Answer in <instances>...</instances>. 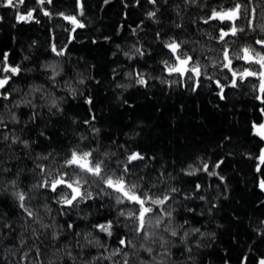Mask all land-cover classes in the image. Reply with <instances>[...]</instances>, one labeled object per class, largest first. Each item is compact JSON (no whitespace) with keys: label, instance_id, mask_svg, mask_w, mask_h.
I'll list each match as a JSON object with an SVG mask.
<instances>
[{"label":"trees","instance_id":"trees-1","mask_svg":"<svg viewBox=\"0 0 264 264\" xmlns=\"http://www.w3.org/2000/svg\"><path fill=\"white\" fill-rule=\"evenodd\" d=\"M82 2L84 15L79 16L76 0H53L51 5L43 6L53 13L49 18L39 11L36 0H25L20 11L37 8L38 24L17 23L15 10L0 8V16L3 17L0 21V59L7 52L9 63L19 64L24 69L10 85L11 89L20 90L13 92L12 99L18 101L35 96L34 102L40 104V94L30 90L34 86L41 87L49 99H57L62 109L60 112L53 109L52 114L47 107L37 109L41 115L36 125L29 124L24 128L31 110L22 107L16 110L21 124L9 127H14L22 138L37 141L33 145L32 156L55 150L63 158L70 148L79 146L88 150L99 147L101 153H116L115 157H110L113 168L117 161L124 160L125 149L154 157L146 161L148 168L142 170L141 164V168L134 169V172L150 178L145 187H151V182L156 183V187L152 188L156 195L164 189V185L156 181L158 173H170L165 177L168 188L181 190L175 194V200L170 201V208L176 209L174 223L188 220L189 224L185 227L199 228L205 233L203 237L199 233L190 236L187 246L192 248L191 253L186 252L185 245L176 240V246L171 249L172 264H242L245 256L248 257L246 264H257L258 259L264 257V191L258 187L259 181L264 179V165L261 166V173L255 171L258 163L255 157L264 147V142L251 132L254 121L259 123L264 120L259 111L264 105L255 99L257 93L252 87L258 81L252 79L238 88H226L225 100H220L216 95L218 89L204 77L196 91L192 90V81H186L183 86L161 83V80L171 81L173 77L167 75L161 64V60L169 59L170 54L156 38L159 32L164 40L175 37L186 41L184 48L189 54L196 49L195 55L201 64L207 65V74L227 83L224 79L230 76L227 70L211 65V60L221 59L223 45L214 39L209 40L205 33L213 37L218 33L214 24L204 25L201 18L221 4L230 7L232 0H199L198 4L187 7L184 0H169L167 5L158 0L159 23L147 18L146 13L154 10V6L144 3V0L139 5L136 0ZM61 12L77 15L85 27L70 33L73 26L58 15ZM174 23L183 27L177 29ZM258 23H264V19H259ZM260 37L257 32L250 33L247 40L231 38L233 42L228 47L238 49L245 43L254 44V39ZM53 44L57 50L63 49L64 55L53 53ZM254 46L259 49L258 45ZM137 47L145 52L143 57L135 54ZM125 53L134 58L129 59ZM234 64L239 68L243 62L234 61ZM46 65L54 66L60 72L55 80L50 79L54 73ZM136 71L145 74L147 86L136 84L135 76H128V73ZM80 80L84 83L81 84ZM88 98L92 99L91 105L85 103ZM5 103L0 101V110ZM92 115H95V120H91ZM85 120L91 123L85 124ZM93 128H98L99 133L93 132ZM41 130L49 139L39 136ZM81 135L88 139L81 141ZM0 157H11L14 170L17 167H33L32 160L20 147L16 152L4 148ZM219 160L224 163L219 169H213L212 166ZM201 161L207 162L209 170L217 171L224 180L203 172L188 176L181 171L187 170L189 165L202 166ZM34 179L30 173L22 174L21 187L27 190ZM132 179L134 182L136 176ZM197 183L202 185L199 193H195ZM92 190L96 191L95 188ZM185 195L192 198L184 199ZM200 195H204L206 200H200ZM43 202L44 198H40L33 200L32 205ZM47 202L58 225L69 220L78 225L76 231L82 234L93 231V237H97V233L91 225L116 218L114 202L107 196L95 202L89 201L91 207L81 204L78 214L69 217L59 216L57 205L50 199ZM188 209L194 211L189 212ZM39 210L48 222L49 214L42 208ZM17 211L9 192L0 186V213L12 214L11 222L22 225V217L15 214ZM85 215L87 220L80 219ZM116 231L118 236L122 230ZM117 236L109 240L105 234H98V238L107 242L110 249L117 246ZM76 239L65 233L63 240L73 255L79 251ZM81 243L84 241L81 240ZM12 252L8 247L0 249V254L8 256L11 264H18L19 253L13 256ZM54 252L51 247L43 250L41 260L44 264H48ZM96 254L97 249L89 247L82 259ZM59 255L64 257V253ZM141 255L147 258V254ZM189 256L191 259H188ZM80 259L77 264H80ZM65 264H70V261L65 260ZM103 264L109 262L104 261Z\"/></svg>","mask_w":264,"mask_h":264},{"label":"snow or ice","instance_id":"snow-or-ice-1","mask_svg":"<svg viewBox=\"0 0 264 264\" xmlns=\"http://www.w3.org/2000/svg\"><path fill=\"white\" fill-rule=\"evenodd\" d=\"M107 2L108 0H105V3ZM162 2L167 5L169 0H162ZM36 3L40 6L39 11L43 16L52 17L53 13L43 6L51 5L53 0H36ZM140 3L141 0H136L137 5ZM144 3L154 6V10L146 13L147 18L159 23L158 0H144ZM198 3L199 0H184L186 7ZM76 4L78 15L83 16L82 0H76ZM24 5L25 0H0V8L15 10L17 23H40L35 15L37 8L21 12L20 8ZM58 15L73 26L69 30L70 33H75L77 29L85 27L77 15H66L63 12ZM259 19H264V0H232L230 7H224L221 4L212 8L209 15L201 18L204 25H215L218 33L215 37L208 33L205 34L208 35L209 40L214 39L223 47L220 52L221 59L211 60V65L213 68L220 67L227 70L230 74V76L224 77L227 83H222L220 79H214L213 76L207 74V65L201 64L200 59L195 55L196 49H192V54H189L184 48L186 41L178 40L175 37L164 40L157 32V40L170 54L169 59L161 60V64L167 75L173 77L171 81L161 80V83L169 84V86L173 84L183 86L186 81H192V90L196 91L201 85V78L204 77L218 89L216 95L220 100H225L226 88H238L246 81L251 82L252 79H255L258 81L252 85L253 90L257 93L255 99L264 105V23H258ZM2 20L3 17L0 16V21ZM174 27L180 29L183 25L174 23ZM133 31L135 32V30ZM257 32L261 34V37L254 39V44L245 43L238 49L228 47L233 42L231 38L247 40L250 33ZM254 45H258L259 49ZM51 51L57 56L64 55V50H57L55 44L51 46ZM209 51H213V49H209ZM135 54L143 57L145 52L137 47ZM125 56H128L129 59L134 58L129 53H125ZM24 59L27 60L28 57H24ZM205 59L210 58L205 57ZM234 61H242L243 65L237 68ZM45 67H51L54 73L50 79L55 80V77L60 75L54 66L46 65ZM23 71L24 69L19 64L9 63V53L3 54L0 59V101L7 103L4 104L3 110H0V145H3L0 147V152L4 148L16 152L17 147H20L25 151V156L32 160L33 167L30 169L17 167L14 170V161L11 157L7 159L0 157V186L4 191L9 192L18 210L15 214L22 217L23 220L22 225L11 222L12 214L0 213V237H3L0 239V249L8 247L9 252L15 249L19 253L18 264H44L41 257L43 250L48 247L55 249L53 258L49 259L48 264H65V260L70 261V264H77L78 258H81L80 264H103L104 261H108L109 264H172L171 249L176 246V240L185 245L186 252L191 253L192 248L187 246L190 236L199 233L203 237L205 233H202L199 228L185 227L189 224L188 220H184L181 224L174 223L173 213L176 209L170 208V201L175 200V194H179L181 190L177 187L168 188L165 177L171 174L163 171L158 173L156 181L163 184L166 191L162 189L161 194L156 195L152 192L156 183L151 182V187H145L149 184L150 178L146 174L138 175L134 172V169L141 168V164L143 165L142 170L148 168L146 161L155 159L154 157L149 158L139 151L129 152L125 149L124 160L117 161L113 168L110 157H115L116 153L108 151L101 153L99 147L88 150H82L79 146L70 148L63 158L55 150L37 153L35 156L31 155L34 151L33 145L37 141L22 138L14 127H9V125L21 124L16 110L22 107L31 110L28 120L24 122V128H27L29 124L36 125V121L41 115L37 109L47 107L50 114L53 109H56L57 112L62 109L59 107L57 99H49L41 87L34 86L30 91L39 93L42 103H35V96L32 99L14 101L12 99L13 92L20 90L11 89L10 85L14 82L13 78L20 77ZM128 76H135V83L138 85L147 86L148 84V79L145 78L143 72L128 73ZM79 82L84 83L83 80ZM117 87H124V85H117ZM85 103L91 105L92 99H86ZM259 111L264 116V107H261ZM91 120H95V115H92ZM84 123L90 124L91 121L85 120ZM92 131L99 133L98 128H93ZM251 132L253 136L264 142V120L259 123L254 121L251 125ZM39 136L45 140L49 139L43 130L40 131ZM86 139L88 137L80 136L81 141ZM119 147L124 148L123 145H119ZM255 159L258 161L255 171L261 173V166L264 165V147L260 149V153ZM223 163V160H219L212 168L219 169ZM201 165L198 167L189 165L187 170L182 169L181 171L188 176L203 172L210 177L216 176L221 181L224 180V177L220 176L217 171L209 170L207 162L201 161ZM25 173H30L35 178L27 190L21 187L20 180L21 175ZM133 176H136L134 182ZM258 187L264 191V179L259 181ZM93 188L96 189L95 192L92 190ZM201 190L202 185L195 184V193H199ZM105 196L114 202L116 218L105 219L102 223L91 225V228L97 233V237H93V231L83 234L76 231L78 225L69 220L58 225L55 217L51 216L53 209L47 202L50 199L57 205L56 212L59 216L69 217L74 213L78 214L81 204L91 207V204H88L89 201L95 202ZM40 198H44V202L33 206L32 201L40 200ZM190 198L192 197L184 196V199ZM199 199L206 200V197L200 195ZM41 208L49 214L48 222H45L41 216L39 210ZM188 211L192 212L194 209H188ZM80 219L87 220L88 216H81ZM118 229L122 231L117 236L116 230ZM65 233L77 238L76 246L79 251L76 255H73L69 246L64 244ZM100 233L105 234L109 240L117 236V246L110 249L107 242H102L98 238ZM81 240L84 243H81ZM156 246L159 247V251ZM89 247L96 248L97 254L82 259L85 250ZM16 252H12L13 256L16 255ZM60 253H64L63 258L60 257ZM141 253L147 254V258ZM188 259L191 257L189 256ZM247 260L248 257L245 256L242 264H246ZM0 264H11V261L8 256L0 254ZM257 264H264V257L259 258Z\"/></svg>","mask_w":264,"mask_h":264}]
</instances>
